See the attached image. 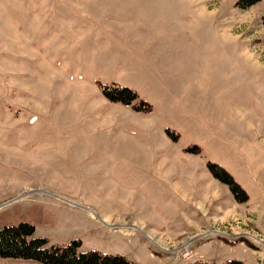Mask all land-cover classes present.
Returning a JSON list of instances; mask_svg holds the SVG:
<instances>
[{
  "label": "rangeland",
  "instance_id": "rangeland-1",
  "mask_svg": "<svg viewBox=\"0 0 264 264\" xmlns=\"http://www.w3.org/2000/svg\"><path fill=\"white\" fill-rule=\"evenodd\" d=\"M243 2L0 0V227L264 264V0Z\"/></svg>",
  "mask_w": 264,
  "mask_h": 264
},
{
  "label": "trees",
  "instance_id": "trees-1",
  "mask_svg": "<svg viewBox=\"0 0 264 264\" xmlns=\"http://www.w3.org/2000/svg\"><path fill=\"white\" fill-rule=\"evenodd\" d=\"M258 1L244 0L243 6H248ZM115 91L116 96L113 97L114 99L122 98L126 100L134 95L133 91L125 87H117ZM220 172L224 171L221 170ZM223 181L231 182L230 176L223 178ZM232 188L240 189L235 183H232ZM34 230V224L27 221L0 227V256L34 259L45 264H127L122 256L102 254L93 249L80 251L81 241L79 239H72L67 243L48 245L45 237L32 238ZM192 264L207 263L194 262ZM224 264L247 263L238 259H231L224 262Z\"/></svg>",
  "mask_w": 264,
  "mask_h": 264
},
{
  "label": "crops",
  "instance_id": "crops-1",
  "mask_svg": "<svg viewBox=\"0 0 264 264\" xmlns=\"http://www.w3.org/2000/svg\"><path fill=\"white\" fill-rule=\"evenodd\" d=\"M40 196H41V194L38 195L39 198H41ZM33 204H34V202L26 203L25 205H20L21 206V208H20L21 212H22V210H32V208L34 206ZM238 243H242V242H238ZM19 260H22V259H17V261H19Z\"/></svg>",
  "mask_w": 264,
  "mask_h": 264
}]
</instances>
